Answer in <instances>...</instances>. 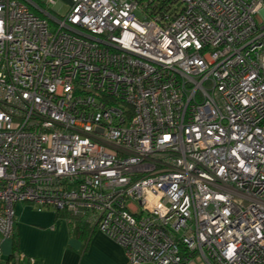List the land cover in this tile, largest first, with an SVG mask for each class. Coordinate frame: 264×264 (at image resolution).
<instances>
[{
    "label": "built area",
    "instance_id": "1",
    "mask_svg": "<svg viewBox=\"0 0 264 264\" xmlns=\"http://www.w3.org/2000/svg\"><path fill=\"white\" fill-rule=\"evenodd\" d=\"M67 1L0 0V264L17 204L128 264H264V0Z\"/></svg>",
    "mask_w": 264,
    "mask_h": 264
},
{
    "label": "crops",
    "instance_id": "2",
    "mask_svg": "<svg viewBox=\"0 0 264 264\" xmlns=\"http://www.w3.org/2000/svg\"><path fill=\"white\" fill-rule=\"evenodd\" d=\"M14 212L13 239L2 245L4 262L16 246L21 264H128L124 251L84 220L69 223L63 214L27 204H17Z\"/></svg>",
    "mask_w": 264,
    "mask_h": 264
},
{
    "label": "rangeland",
    "instance_id": "3",
    "mask_svg": "<svg viewBox=\"0 0 264 264\" xmlns=\"http://www.w3.org/2000/svg\"><path fill=\"white\" fill-rule=\"evenodd\" d=\"M32 5L31 12L36 14L39 17H46L43 13L36 10L34 7L37 6L44 12H48L52 16H55L57 18H61L68 10V1L67 0H51L54 2L55 5L51 4L49 7L46 5V0H27ZM57 12V13H56ZM51 27H53L51 25Z\"/></svg>",
    "mask_w": 264,
    "mask_h": 264
},
{
    "label": "trees",
    "instance_id": "4",
    "mask_svg": "<svg viewBox=\"0 0 264 264\" xmlns=\"http://www.w3.org/2000/svg\"><path fill=\"white\" fill-rule=\"evenodd\" d=\"M147 5L151 15H164L171 13V7L177 6L178 3L176 0H149ZM14 251H17L16 246Z\"/></svg>",
    "mask_w": 264,
    "mask_h": 264
}]
</instances>
